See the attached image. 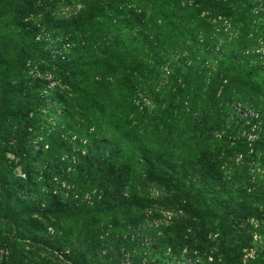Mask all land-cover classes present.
I'll return each instance as SVG.
<instances>
[{
  "label": "rangeland",
  "instance_id": "rangeland-1",
  "mask_svg": "<svg viewBox=\"0 0 264 264\" xmlns=\"http://www.w3.org/2000/svg\"><path fill=\"white\" fill-rule=\"evenodd\" d=\"M150 40L173 51L144 91L124 65L151 72ZM219 62L242 69L197 127L175 104L208 80L174 70ZM105 191L128 206L98 213ZM0 264H264V0H0Z\"/></svg>",
  "mask_w": 264,
  "mask_h": 264
},
{
  "label": "trees",
  "instance_id": "trees-1",
  "mask_svg": "<svg viewBox=\"0 0 264 264\" xmlns=\"http://www.w3.org/2000/svg\"><path fill=\"white\" fill-rule=\"evenodd\" d=\"M177 11L178 10H176V12ZM182 12L183 11H178V13H182ZM192 13H194V12H191V11L187 12L186 11V13L183 14L184 16L178 14L179 15L178 16L179 24L185 26V28L187 27L188 24L191 25L193 20H194V18H195V17L193 18L192 16H190ZM134 19L137 22H133V21L132 22L135 23V24L138 23L140 25L139 30H142L141 31L142 33L139 32V36L140 37L144 36L145 35L143 33V29H145L144 25L140 24L141 20L139 18L135 17ZM155 20H156V16H155ZM164 33L165 32L161 31L160 36H162V35L164 36ZM185 33H186V31H185ZM190 33H191V35L196 34V32H194V31L190 32ZM148 40L149 39H147L145 41L148 42ZM150 41L151 42H149V43L151 45H150V47L148 49L147 48H143V47H141V49H136L137 52H138V55H139V57L138 56H136V57L141 58L140 55H143V51L147 52V57L153 58V65L150 66V67L153 68L152 69L153 71L151 70V72L148 73L147 69L144 70V67H143V64H142L143 62H140L138 59H135L134 61H132L130 63L127 62V64L124 65V67H129L130 66L129 67L130 70L132 68L135 69V71H134L135 84L139 81L137 83V86L139 85V87H143L144 91L150 90V86L148 85V81L150 80V76L151 75H156L158 77V75L156 74L157 71L161 69V67L164 65V63H166V60L169 59V54L172 53V51H173V49H171V48L167 49V46L163 43V41H160L158 43L156 41L155 42L152 41V40H150ZM80 43H79V45H80ZM83 47H85V46H83ZM117 47H118V44L114 42V44H112V45H102V47L101 48L99 47V49H97V48L95 49L92 46H90V47L87 46L83 50L86 53H89L90 56H93L94 61L97 63L101 59L108 60L111 57L112 53H114L116 51L118 52ZM90 50H91V52H89ZM210 56L214 57L213 55H210ZM144 58L145 57H143L142 59H144ZM102 65L103 66L106 65V63H104ZM223 65H224L223 62H221V63L219 62L217 64V66H216L217 70H215V71H213L212 69L208 70L205 67H203L202 69H198V67L194 68L193 66L191 68H189V69H185L183 66H181L179 69L175 68V70H174V78H176L174 84H177V80H178L177 78H179L181 80H186V81H187V79L195 78L197 81H201V82L206 80V79L208 80L207 84L204 83V82H202L203 84L201 83L200 85L197 84L198 92H200V93L198 94V98H195L197 95L192 97V98H195L197 100L196 102H194L192 99H188L187 101L183 100L184 102H182L181 104L180 103L175 104L179 108H182L184 103H187V104L190 103L189 106H192V105L196 104V105H198L197 106L198 108H202V110H203L202 113L205 112V115H204L205 118L198 119L196 122L192 123L193 125H195L197 127H199V126L206 127L207 125H209L210 121L216 122V123H220L219 120H214L212 118L206 119V116H207V113L209 112V110H211V109H213V110L216 109L217 110V102H219L220 99L216 98V91L220 88V82L223 80L222 76L227 74L229 71L235 72L237 70H241L242 69L240 66H236V68L232 67L229 70H226V68H224ZM58 66L60 68H67L68 71H71V68H72V64H71V66L68 65V67H67L66 64L59 63ZM120 67H122V65H120ZM105 69H107V68H103V70H105ZM154 69L156 70V72L154 71ZM105 73H108V72H105ZM204 86H206V91L204 93H202L201 90H202V87H204ZM178 88L179 89H176L174 94H171V90L169 92V96H171V98H172L171 99L172 101L170 102L171 104L173 103V101L175 100L176 97H179L178 95H180L181 93L182 94L184 93V91L181 90L180 86H178ZM151 94H153V91H152ZM251 103H253V102H251ZM179 104H180V106H179ZM214 112H215V114L219 115L218 112H220V110H217V111H214ZM107 166H108V163H107ZM161 166H164V165L161 164ZM103 168L105 169V164L103 165ZM162 170H164V168H162L161 170L159 169L158 171L161 173ZM158 179L161 180L163 178H158ZM223 187L225 188V186H223ZM174 200L179 202V203L181 202V201H179L177 199V196H174ZM128 203L129 202L127 200L120 199V197H118L116 192H114V193L108 192L107 193V191H105V194L103 195V199L100 201V204H101L100 206L101 207L98 210V213H104V212L109 213V212L112 211V209L115 206H117V207H122V206H125V205L128 206ZM175 228H178V227L173 225V227H170V228L164 230L162 232V235L163 234L167 235L168 232H172ZM88 235H89V233L87 232L86 237ZM99 238L100 237L98 235L95 238H94V236H91L90 239L87 238L89 240V244L86 245L85 247H83L84 251H78L76 254H79V255L83 256L84 258H86V255L90 254V250H91L90 248L92 246H94V248L96 246H98V243L100 242ZM165 238H167V237H164L162 240L160 238H154L156 240L155 242L160 244V247H161V249L163 251V254L166 253V250L169 247L171 249H173V250H176L177 245L178 244H180V245L182 244V240L179 239V238H178V240H177V238H174L173 240L169 239V241H165ZM124 243L126 244V242H124L122 240V238H120V239H117V241L113 240L109 244L112 245V246H120V244H124ZM94 254H95V256H98V254H96V253H94Z\"/></svg>",
  "mask_w": 264,
  "mask_h": 264
}]
</instances>
